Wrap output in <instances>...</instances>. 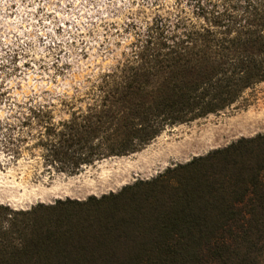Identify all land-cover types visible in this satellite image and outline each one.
<instances>
[{"label":"trees","instance_id":"trees-1","mask_svg":"<svg viewBox=\"0 0 264 264\" xmlns=\"http://www.w3.org/2000/svg\"><path fill=\"white\" fill-rule=\"evenodd\" d=\"M150 5L149 17L126 24L122 57L85 90L6 104L5 159L26 152L74 174L138 152L168 127L244 106L264 84V0ZM262 148L264 134L241 137L98 198L0 202V264H264ZM246 152L243 169L216 167Z\"/></svg>","mask_w":264,"mask_h":264},{"label":"rangeland","instance_id":"rangeland-1","mask_svg":"<svg viewBox=\"0 0 264 264\" xmlns=\"http://www.w3.org/2000/svg\"><path fill=\"white\" fill-rule=\"evenodd\" d=\"M150 1L31 0L29 7L36 11L29 13L30 19L19 14L18 24H5L0 13V117L12 98L22 100L33 93L49 98L50 94L70 95L76 88L85 90L122 57L131 38L126 24L155 12ZM161 1L169 5L173 0ZM13 26L16 32L11 31ZM33 35L35 41L30 39ZM12 36L17 38L5 47ZM25 48L28 50L21 51ZM7 68L12 71L5 74ZM246 97L244 106L241 102L217 114L168 127L140 151L103 159L74 174L47 170L37 156L26 152L10 160L0 153V202L28 209L57 199L98 198L137 181L151 180L241 137L264 134V84Z\"/></svg>","mask_w":264,"mask_h":264},{"label":"clouds","instance_id":"clouds-1","mask_svg":"<svg viewBox=\"0 0 264 264\" xmlns=\"http://www.w3.org/2000/svg\"><path fill=\"white\" fill-rule=\"evenodd\" d=\"M30 2L31 0H28V2H22V0H0V13L3 14L5 24H9L10 22H16L18 24L19 14H23L24 16L30 19L31 17L29 16V13H34L36 11L35 7H29ZM39 6L41 8H44L45 11H47V7L44 4H41ZM9 14H11L10 19H9ZM40 15H43V13H41ZM45 23H47L46 20ZM11 31L16 32L17 27L15 26L11 27ZM48 31L50 32L51 29H48ZM16 38H17L16 36H12L10 39L6 40L5 47H7L9 43H12V41L15 40ZM25 39H29V37H25ZM30 39L32 41H35L36 36L33 35ZM23 42H24L23 40L19 41L20 44H23ZM13 47H15V45H13ZM27 50L28 49L26 48L21 49V51H27ZM9 51H11V49H9ZM3 63L7 64L8 59H5ZM14 66L15 65H13V67ZM11 71L12 68H7L5 69V74Z\"/></svg>","mask_w":264,"mask_h":264},{"label":"snow or ice","instance_id":"snow-or-ice-1","mask_svg":"<svg viewBox=\"0 0 264 264\" xmlns=\"http://www.w3.org/2000/svg\"><path fill=\"white\" fill-rule=\"evenodd\" d=\"M264 151V148H262ZM252 162V154L250 152H246L239 159H231L217 162L216 167L221 170H238L243 169L246 164H251ZM261 179L264 180V175H261Z\"/></svg>","mask_w":264,"mask_h":264},{"label":"bare ground","instance_id":"bare-ground-1","mask_svg":"<svg viewBox=\"0 0 264 264\" xmlns=\"http://www.w3.org/2000/svg\"><path fill=\"white\" fill-rule=\"evenodd\" d=\"M89 186H93L94 184H92V183H89L88 184ZM52 193L53 192V189H51V190H48V193ZM40 195V194H39ZM43 195H45V194H43ZM39 198H42L43 196L41 195V196H38Z\"/></svg>","mask_w":264,"mask_h":264}]
</instances>
